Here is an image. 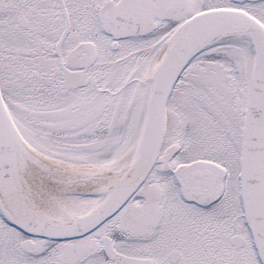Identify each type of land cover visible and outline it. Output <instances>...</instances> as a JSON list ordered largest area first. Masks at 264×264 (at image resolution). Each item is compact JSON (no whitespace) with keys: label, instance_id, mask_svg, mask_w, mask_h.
<instances>
[{"label":"snow or ice","instance_id":"6c2138e0","mask_svg":"<svg viewBox=\"0 0 264 264\" xmlns=\"http://www.w3.org/2000/svg\"><path fill=\"white\" fill-rule=\"evenodd\" d=\"M0 264H264V0H0Z\"/></svg>","mask_w":264,"mask_h":264}]
</instances>
